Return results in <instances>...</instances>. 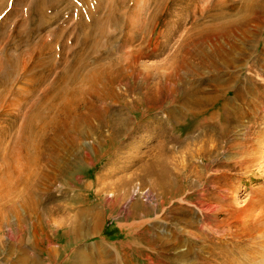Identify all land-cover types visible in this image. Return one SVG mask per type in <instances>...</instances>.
I'll return each instance as SVG.
<instances>
[{
    "label": "bare ground",
    "instance_id": "6f19581e",
    "mask_svg": "<svg viewBox=\"0 0 264 264\" xmlns=\"http://www.w3.org/2000/svg\"><path fill=\"white\" fill-rule=\"evenodd\" d=\"M54 1L34 0L33 8L41 13ZM122 1L111 0L103 22L93 12L89 15L90 31L74 38L71 63L43 96L29 81L26 95L22 77L23 88L16 93L20 103L15 112L6 111L14 120L0 132V212L13 213L18 223L26 219L32 227L26 235L30 249L18 251L13 264H59L62 256L60 262L69 264H104L94 260L93 253L65 251L61 246L53 250L51 245L67 236L76 242L100 233V211L88 203L91 196L100 200L104 211L128 215V210L120 212L117 207L127 191L103 196L97 190L87 203L68 209L75 211L74 216L53 224L52 210L40 198L48 191L57 194V200L75 204L83 189L90 192V184L73 194L72 188L61 187L42 188V196L38 191L56 181L61 158L77 161L79 170L103 159L114 166L118 159L133 156H120L121 150L133 143L139 150L148 140L155 144L136 156L141 160L139 170L150 182L144 194L152 197L157 210L167 213L176 205L194 208L200 230L211 243L208 251H223L215 255L218 264H264L257 252L264 251L263 200L236 214L222 204L230 189L224 188L223 179L262 158L264 0H212L207 5H202L204 0L181 1L179 14L163 29L157 25L156 12L147 19L141 14L123 18L118 14ZM24 33L19 31V36L28 38ZM163 36L177 38L176 51L154 64H143L142 59L163 54L156 46ZM38 44L30 43V50ZM48 48L41 45V51ZM22 53L15 46L0 57V103L8 99L26 66ZM87 57L93 61L90 67ZM21 112L23 118L12 135ZM252 118L254 122H248ZM227 155L232 162L224 158ZM109 176H96L95 181ZM134 226L121 225L126 245H131ZM104 245L99 257L111 254L110 244ZM231 251H236L234 257Z\"/></svg>",
    "mask_w": 264,
    "mask_h": 264
},
{
    "label": "rangeland",
    "instance_id": "374dc122",
    "mask_svg": "<svg viewBox=\"0 0 264 264\" xmlns=\"http://www.w3.org/2000/svg\"><path fill=\"white\" fill-rule=\"evenodd\" d=\"M159 1L161 0H123L119 4L120 8L118 5V14H122L125 19L130 16L134 17L133 14H141V19L144 17L147 19L151 13L156 12L158 13L157 25L159 29H163L165 24L174 21L175 16L179 14V3L189 0H162V5L158 7ZM204 1L202 5L212 2V0ZM33 3L34 0H0V57L14 51L15 46H20L23 51L20 59L26 58V66L20 70L19 78L11 88L12 91L8 99L0 103V132L7 123H10L9 120H14V117H7L6 111L12 112L13 110L15 112L17 108L15 104L20 103L16 93L23 88L24 78L26 79V95L29 90V81L33 83L32 87L36 94L40 97L43 96L42 94L60 76L66 64L71 63L74 38H80L84 33L90 31L89 15L93 12L92 14L98 16L103 22V14L111 0H56L51 5L46 4L48 6H45L41 13L33 8ZM97 5H100L99 10ZM80 15H83L84 19H80ZM110 28L111 32L112 25ZM19 31H25L24 35L28 38H21ZM176 40L177 38L174 36L169 40H166L164 36L160 37L156 46L162 48L163 54L156 58L142 59L141 62L151 65L165 59L168 54L176 51L178 47ZM31 41L39 42L34 51L30 50ZM43 43L49 46V51L47 49L41 51ZM39 56H41L40 60ZM85 62L90 67L93 61L87 57ZM22 77L24 78L22 79ZM22 115L21 112L16 128L11 132L12 135L17 133L18 125L23 118ZM257 117L256 120H259L260 115ZM248 122L252 123L254 119H249ZM262 142H264V138ZM143 143L139 150L134 147L135 143L131 145L132 147L121 150L124 153L120 156L124 157L126 153L133 156L130 159H118L114 166L109 164L107 159H103L92 167L85 165L79 170L77 161L76 164L70 158L68 160L61 158L58 161L57 171L60 172H58V176L56 175V181L52 184L42 185L38 196H42L45 191L42 188L47 186L50 190L58 187L72 188L71 194L80 191L81 185L85 183L90 184L91 188L88 189L90 192L83 189L80 192L81 198L75 204L67 199L57 200V194L47 191L46 196L41 197L40 200L42 205L48 206L52 210V224L62 221L67 216H74L75 211L70 209L69 212L68 209L87 203L88 196L97 190L103 196L111 192L123 193L126 190L127 197L118 200L117 207L120 212L125 209L129 213L121 215L115 211L106 212L100 205V200L91 196L88 203L94 204L100 211L101 221L98 225L100 233L94 236L88 234L89 236L76 242L71 236L61 238L57 244L51 245L53 250H58L61 246L65 251L90 252L93 253L94 260L102 261L104 264H122V261H125L126 264H218L215 262V255L223 251H208L209 247L207 246L211 243L200 230V223L197 219L200 217L194 208L188 206L180 209L181 206L176 205L173 211L162 213L157 210L152 197L144 194L150 186V182L146 174L139 170L141 160L136 155L141 153V150L147 151L149 145L155 143L153 140ZM259 151L262 155L259 162L251 163L249 166L247 165V168L237 170L232 176L223 179L224 188L230 187V189L228 198H225L222 204L225 205V209H232L235 214L240 213L241 208H247L251 202L263 200L262 204L264 203V146ZM59 156L64 157L63 152ZM229 157V155L224 156L227 161L232 162L233 158ZM108 173L110 176L106 181L103 178L98 183L95 181L96 176L103 175L104 177ZM82 175L85 178L78 181ZM134 200L137 205L132 208L131 202ZM109 213L115 214L116 218L115 216L108 217ZM253 213L256 214L257 210ZM244 214L246 213H241L242 216ZM125 222L135 225L132 229L131 245L125 244L127 234L123 233L121 229V225ZM30 223L26 219L18 223L13 213L7 215L0 212V264H13L18 258V251L30 249V243L26 242V235L32 233ZM105 243L110 244L111 254L99 257L97 253L104 251ZM229 246L230 244L227 243L226 247ZM231 252L234 257L233 253L236 251ZM257 252L264 259V251ZM62 258L63 256L59 258V264H69L68 260L60 262Z\"/></svg>",
    "mask_w": 264,
    "mask_h": 264
}]
</instances>
